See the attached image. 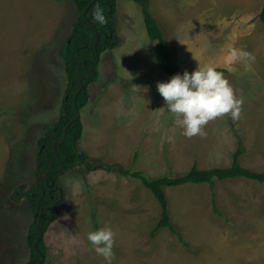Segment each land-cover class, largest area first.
I'll list each match as a JSON object with an SVG mask.
<instances>
[{
	"label": "rangeland",
	"instance_id": "rangeland-1",
	"mask_svg": "<svg viewBox=\"0 0 264 264\" xmlns=\"http://www.w3.org/2000/svg\"><path fill=\"white\" fill-rule=\"evenodd\" d=\"M148 1L182 72L198 64L222 69L218 36L221 22L232 19L231 7L214 0ZM78 16L71 2L0 0V264L32 260L26 237L34 220L36 143L60 115L67 81L59 52ZM114 18L109 37L116 34V46L99 56L80 111L77 149L85 165L58 179L56 215L42 240L44 264H108L87 240L104 226L115 234L113 264H264L261 184L217 180L221 216L213 212L208 184L166 188L170 221L186 248L169 230L154 232L159 204L139 181L115 171L120 165L157 179L180 176L195 161L200 169L226 168L240 143V165L264 173V83L225 75L243 100L239 118L219 117L205 135L187 138L168 113L155 112L165 107L156 85L170 78L155 61L141 6L117 0Z\"/></svg>",
	"mask_w": 264,
	"mask_h": 264
},
{
	"label": "trees",
	"instance_id": "trees-1",
	"mask_svg": "<svg viewBox=\"0 0 264 264\" xmlns=\"http://www.w3.org/2000/svg\"><path fill=\"white\" fill-rule=\"evenodd\" d=\"M58 2H71L79 16L73 25L72 32L64 43L59 52V56L63 62V67L66 75V88L64 97L61 102L60 115L55 123L50 126H44V135L41 137L37 145L36 164L40 161H49L41 164L39 171L49 174L53 180L54 185L47 188L44 182H40L44 186V194L36 183L33 184L30 190L32 203V212L35 214L39 202V213L36 220V225L46 233L50 220L56 215L53 210L55 199V192L58 191L59 177L78 166H84L85 161L78 153L77 145L82 139L83 126L80 120H75L77 111H81L87 104L88 85L96 79V63H89L96 61V55L100 56L108 50L115 48V37L110 39V35L115 32V14L117 0H53ZM131 1L141 6V13L145 25L146 33L151 41L155 42L153 45V54L155 61L162 72L169 78L177 73L183 74L182 70L177 65L176 57L174 55L171 43L164 29L159 21L154 18L150 11L148 0H126ZM96 9L102 10L105 22L103 24L97 23L95 29L92 28L91 22L93 20V11ZM259 21L264 25V7L258 16ZM98 37V44L95 47ZM85 62V65L83 63ZM88 68L95 71L93 78H88L91 74ZM227 75V71L217 69ZM83 76L82 91L76 95L79 89L77 78ZM65 133V139L62 141ZM62 141V142H61ZM54 142H59L53 147ZM243 154L242 147L238 143L237 150L233 155L232 162L226 168H212L200 169L195 161L191 168L184 174L177 177L163 176L157 179H150L145 173L140 171H133L129 168H123L116 165L115 171L118 176L125 179L137 180L141 186L149 191L160 207V216L156 224L154 232L160 229H167L176 236L184 247L188 248V244L183 241L182 236L177 232L170 221L169 202L165 193L166 188H175L185 185H201L208 184L212 195V209L216 215L221 216L215 203L214 186L215 181H225L229 179L242 178L251 182L261 184L264 188V173L254 172L250 169L244 168L240 165L239 159ZM61 167L60 171L55 172ZM35 176H39V172L35 170ZM264 195V193H263ZM264 197V196H263ZM153 232V233H154ZM39 236V231L32 224L26 237V243L31 252L30 258H38L39 255L34 248V243ZM37 248L45 255V248L43 241L37 244ZM41 264V263H34ZM44 264V263H42Z\"/></svg>",
	"mask_w": 264,
	"mask_h": 264
},
{
	"label": "clouds",
	"instance_id": "clouds-1",
	"mask_svg": "<svg viewBox=\"0 0 264 264\" xmlns=\"http://www.w3.org/2000/svg\"><path fill=\"white\" fill-rule=\"evenodd\" d=\"M93 20L99 24L105 22L102 10H95ZM227 62L239 63L245 71H251L255 56L243 48L229 46ZM156 87L165 107L155 112L168 113L173 118L174 125L182 128V135L187 138L205 135L204 127L219 117L230 114L233 120L238 119L242 110L243 100L236 97L223 72L211 64H198L193 72L177 73L167 82H158ZM114 235L109 226L97 228L87 234L92 249L108 264H113L115 259Z\"/></svg>",
	"mask_w": 264,
	"mask_h": 264
},
{
	"label": "crops",
	"instance_id": "crops-1",
	"mask_svg": "<svg viewBox=\"0 0 264 264\" xmlns=\"http://www.w3.org/2000/svg\"><path fill=\"white\" fill-rule=\"evenodd\" d=\"M195 1L198 2L199 0ZM214 1H217L218 5H222L223 8L228 6L233 9V12L229 14L232 19L225 23L221 22V25L224 26V34L219 32L220 46L218 47V53L224 55V59L218 60L220 64L218 67L225 69L227 75L228 73L234 76L240 75L248 77L251 83L256 80L264 83V25L258 19L259 13L264 7V0ZM229 46L238 49L243 48L253 53L255 62L251 65V71H245L243 65L239 63L229 64L227 62ZM244 195H248V197L250 195L251 197L252 194L244 193ZM233 196L234 201L237 203V193H234Z\"/></svg>",
	"mask_w": 264,
	"mask_h": 264
},
{
	"label": "water",
	"instance_id": "water-1",
	"mask_svg": "<svg viewBox=\"0 0 264 264\" xmlns=\"http://www.w3.org/2000/svg\"><path fill=\"white\" fill-rule=\"evenodd\" d=\"M95 11H93V13H94ZM90 23H91V26H92V28L93 29H95V27H96V25H97V23L96 22H91L90 20H88ZM97 44H98V37H97V41H96V44H95V47L97 46ZM99 61V56L98 55H96V61L95 62H91V61H89V63H96V62H98ZM83 65H85V62L83 63ZM89 71H90V75H89V77L88 78H93L94 76H95V71L93 70V69H89ZM83 76H80V77H78L77 78V83H78V86H79V89H78V91L76 92V95H78L81 91H82V89H83V84H82V80H83ZM75 120H80V112L79 111H77V113H76V117H75ZM64 139H65V133H64V136H63V139H62V141H64ZM61 141V142H62ZM59 142H54L53 143V147L55 146V145H57ZM43 163H47V164H49L50 165V168L52 167L51 166V164H50V162L49 161H40L38 164H37V166H36V170L37 171H39V167L41 166V164H43ZM61 169V167L58 169V170H54L55 172H58L59 170ZM41 173V175H39V177L36 179V184H38V182L39 181H46V180H48L49 179V174L48 173H46V172H40ZM41 190H42V195L44 194V188L41 186ZM39 202H40V200L38 201V205H37V208H36V212H35V215H34V220H33V225H34V227L36 228V229H38V231H39V236L37 237V239H36V241H35V243H34V248H35V250L37 251V253H38V255H39V259L38 258H34V259H32L28 264H34V263H44V255H43V253L37 248V244L39 243V242H41L42 240H43V237H44V233H43V231L36 225V220H37V216H38V213H39Z\"/></svg>",
	"mask_w": 264,
	"mask_h": 264
},
{
	"label": "flooded vegetation",
	"instance_id": "flooded-vegetation-1",
	"mask_svg": "<svg viewBox=\"0 0 264 264\" xmlns=\"http://www.w3.org/2000/svg\"><path fill=\"white\" fill-rule=\"evenodd\" d=\"M89 69H92V68H88V71H89ZM38 164V163H37ZM37 171V170H36ZM60 171V170H59ZM39 172V175H41V173L40 172H43V171H38ZM39 177V176H38ZM37 177V178H38ZM53 180L49 177V179L48 180H46V181H42V182H44L45 183V185H46V187L47 188H50V187H52L53 185H54V183L52 182ZM40 182L41 181H39L38 182V184H36L37 186H39V188L41 189V184H40ZM36 183V182H35ZM43 188H44V186H42ZM35 215V214H34Z\"/></svg>",
	"mask_w": 264,
	"mask_h": 264
}]
</instances>
